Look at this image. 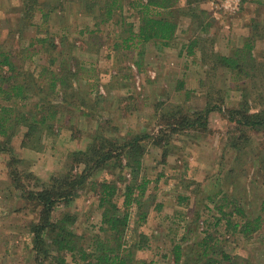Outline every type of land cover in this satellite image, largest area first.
Segmentation results:
<instances>
[{
  "label": "rangeland",
  "instance_id": "rangeland-1",
  "mask_svg": "<svg viewBox=\"0 0 264 264\" xmlns=\"http://www.w3.org/2000/svg\"><path fill=\"white\" fill-rule=\"evenodd\" d=\"M178 1V5L186 9L193 6L198 16L201 9L205 11L200 16L208 22L206 30L200 28L199 18L179 14L174 44L163 47L147 42L138 57L136 51L121 47L119 9L106 23L99 25L96 32H90L91 18L73 3L51 12L49 17V33L58 44L62 40L63 45L49 53L36 52L31 47L29 52L26 49L20 52L22 45L26 46L35 34L36 27L29 26L18 32L24 0H0V44L17 54L18 59L22 53L26 54L19 68L33 71V77L44 82L39 65L46 66L50 55L57 60L52 63L55 67L60 60L58 53L67 54L72 49L74 60L79 61L76 77H71L76 87L74 92L88 101L84 105L91 108H84L93 116H83L80 111H64L61 119L54 121L58 133L43 141L42 150L20 146L24 129L21 127L11 140L13 152L0 153V264H48L51 260L49 257L38 263L32 252L26 224L36 215L22 208L23 200L12 184L10 168L17 165L36 174L37 177L27 174L29 178L25 179L26 188L35 190L48 184L52 174L60 175L72 168L79 171L82 163L73 161L72 154L85 149L91 141L94 121L109 122L113 132L110 136L115 135V141L142 131L150 135L142 141L145 152L141 169V174L150 180L146 191L149 197L145 201L149 210L146 221L137 226L150 241L148 248L132 251L134 259L172 264L173 244H191L207 229L222 240L228 253L240 257L236 264H264L262 230L244 238L238 232L230 233L224 220L215 224L214 219L219 214L214 204L231 198L238 202L246 217L264 215V127L244 128L227 118V108L236 106L241 98L238 86H243L242 77L237 79L220 64L212 68L201 59L213 50L226 55L240 46L248 34L251 18H258L256 29L264 31V4L249 0L243 3L241 0H190V4L187 0ZM131 13L125 5L122 14L128 16L127 21L137 24V18ZM29 21L36 24L39 21L37 13ZM194 39L198 40V45L189 53V44ZM252 52L256 60L264 64V38L254 42ZM261 76L247 83L250 98L255 92L263 91ZM99 94L103 98H98L96 103V100L90 101L97 99ZM205 94L210 97L211 104L222 108L209 113L207 126L184 130L172 124L182 115L191 116L192 111L202 109ZM48 98L56 101L54 96V99L49 95ZM33 99L37 100L38 95ZM259 104L254 99L250 105ZM167 110L175 114L168 117L170 120L167 114L163 118L157 115ZM11 156L17 162L10 166ZM114 178L108 169H94L86 180V187L77 191L71 204L68 207L60 204L54 211L55 216L65 210L76 215L71 228L83 236L85 245L100 224L97 183ZM120 200L117 198L118 204ZM155 204L160 206L156 209ZM226 209L232 210L233 206ZM130 212L126 239L135 228L134 207ZM65 264L82 262L67 255Z\"/></svg>",
  "mask_w": 264,
  "mask_h": 264
},
{
  "label": "trees",
  "instance_id": "trees-1",
  "mask_svg": "<svg viewBox=\"0 0 264 264\" xmlns=\"http://www.w3.org/2000/svg\"><path fill=\"white\" fill-rule=\"evenodd\" d=\"M193 1L199 2V0ZM245 1L248 0H241L242 3ZM249 1L264 4V0ZM67 3L82 7L91 18L90 32H96L99 25L106 23L113 12L119 9L122 25V30L119 32L121 47L136 51L135 54L138 57L143 53V46L147 42L160 44L163 47L174 44L179 14H190L199 18L202 30H206L208 26V22L200 16L201 13H205L204 10L201 9L198 16L193 6L186 9L185 6L178 5V0H24L17 31L21 33L22 30L34 25L36 31L29 38L26 46L21 44L20 52L25 49L29 52V47H31L33 51L49 53L61 44L63 45L62 40L59 44L55 41L49 33L48 25L50 13L63 10ZM187 4H190V0H187ZM125 5L132 12L130 15L137 18V24L127 21L128 16L122 14ZM36 13L39 21L34 24L29 19ZM258 21V18L250 19L249 31L243 43L234 47L230 54L223 55L213 50L209 56L205 55L203 58L202 55L201 58L205 63L211 64L212 68L220 64L235 78L242 77L243 86L242 84L238 86L241 90V98L236 106L229 107L226 111L229 120L249 129L264 127V88L261 92H255L253 98H250V92L247 90V83L250 79L262 75L261 79L264 81V64L256 60L252 52L254 42L264 38L263 29H256ZM71 43L75 47L74 43ZM195 45H198L196 39L189 44V53H192ZM139 48L142 49L139 50ZM71 53L72 49L67 52L68 56L64 52L58 53L60 60L58 59L59 62L55 67L52 63L57 60L49 55L46 60L47 65H39L41 68L39 74L42 76L46 74L45 78L41 76L44 82H39L38 77H33V71L19 68L20 62L25 60V53H22V57L18 59L17 54L5 50L0 44V153L13 152L11 140L21 127L24 129L20 146L42 150L43 141L58 133L54 121H59L64 111H80L83 116L93 117L92 113L84 108L89 107L84 105L88 101L82 96L78 97L77 92H74L76 87L71 77L77 74L79 61L74 60ZM181 86H183L182 83ZM35 95H38L37 100L33 99ZM48 95L51 98L56 97V99L53 98L56 101L49 99ZM101 97L103 98L99 94L97 99L93 98L90 101L96 100V103ZM254 99L260 103L258 106L250 105ZM209 100L210 97L205 94L202 109L192 111L191 116L182 115L172 124L178 125L179 128L181 126L184 130L207 126L209 113L222 110L220 105L211 104ZM27 101L31 102L27 103ZM166 112H160L157 115L163 118L167 114L168 120H170L168 117L175 116L171 113L172 111L167 110ZM108 123L103 121L100 124L99 121H94L95 128L90 135L91 141L85 149L77 150L72 154L73 156L71 155L73 161L82 163L79 171L72 168L60 175L52 174L49 176L48 184L41 185L35 190L26 188L25 179L29 178L28 175L37 177L36 174L18 168L17 165L10 168L12 184L19 190V197L23 200L22 208L36 215L34 218L31 217L26 225L27 236L32 243V252L38 263L50 257L48 264H65L67 255L71 258L76 257L82 264L153 263L152 260L134 259L132 256L134 249H146L150 241L146 233L137 230V226L146 221L149 210L145 201L149 197L146 191L150 180L141 174V169L145 152L142 141L150 135L142 131L121 141H115V135L110 136L113 132ZM12 162H17L14 156H11L8 164L11 166ZM101 167L108 169L115 178L97 183L99 187L98 206L101 208L100 224L88 245H85L83 236L75 233L71 228L75 223L76 215L65 210L55 216L54 211L60 204L68 207L76 197L77 191L86 187V180L92 171ZM117 198H121L120 204ZM223 200L226 201H218L214 204L219 213L214 218L215 224L224 220L226 228L232 231L230 233L238 232L244 238H250L259 230L264 233V215L258 214L248 218L234 198ZM158 206L160 204H155L156 209ZM229 206H233V209L227 210ZM132 207L135 209L136 218L131 237L134 233L136 236L134 235V239L130 236L126 239ZM262 207L264 208V203ZM234 215L241 217L237 218ZM221 242L222 240L214 232L205 229L203 236L191 244L186 246H182L181 243L173 244L172 264H220L222 261H227L228 264L238 263L237 258L240 257L228 253Z\"/></svg>",
  "mask_w": 264,
  "mask_h": 264
}]
</instances>
